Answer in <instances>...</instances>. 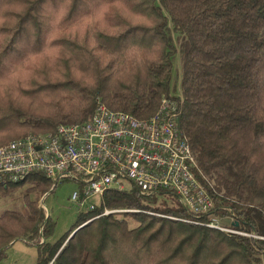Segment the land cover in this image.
Here are the masks:
<instances>
[{
  "label": "trees",
  "instance_id": "trees-1",
  "mask_svg": "<svg viewBox=\"0 0 264 264\" xmlns=\"http://www.w3.org/2000/svg\"><path fill=\"white\" fill-rule=\"evenodd\" d=\"M0 11V87L14 88L3 81L27 61L51 69L20 94L41 115L0 118V147L83 124L98 101L149 119L170 98L214 200L203 220L231 217L261 237L195 224L175 199L131 185L107 191L51 243L56 223L41 200L56 187L36 173L0 184V199L24 189L23 206L0 213V261L22 240L37 264H264V0H0Z\"/></svg>",
  "mask_w": 264,
  "mask_h": 264
},
{
  "label": "built area",
  "instance_id": "built-area-1",
  "mask_svg": "<svg viewBox=\"0 0 264 264\" xmlns=\"http://www.w3.org/2000/svg\"><path fill=\"white\" fill-rule=\"evenodd\" d=\"M177 118L176 103L170 98H164L149 119L109 110L98 101L95 114L83 124H62L53 133L29 134L1 146L0 184L19 183L36 173L47 176L53 188L74 182L78 189L71 202L89 204V210L107 191L133 185L145 196H174L195 224L261 238L233 226L231 217L203 220L214 200L197 175V161ZM133 211L137 210L105 209L102 216Z\"/></svg>",
  "mask_w": 264,
  "mask_h": 264
},
{
  "label": "rangeland",
  "instance_id": "rangeland-1",
  "mask_svg": "<svg viewBox=\"0 0 264 264\" xmlns=\"http://www.w3.org/2000/svg\"><path fill=\"white\" fill-rule=\"evenodd\" d=\"M38 60H35V64ZM34 66V62L27 61L17 71V75L11 78L10 81H3L9 85H14L19 76L28 77L30 71ZM175 81H177L178 75V89H179V77L181 75V62L178 56L175 64L174 71ZM4 79V78H3ZM7 88V87H6ZM78 189V184L74 182H63L59 183L54 192L44 196L41 200V205L45 208L47 216H51L52 220L55 221L54 232L52 237L49 239L51 243H56L62 237H64L70 230L74 228L77 218L80 213L87 212L89 210V204L78 206L71 202L70 198L74 191ZM24 189L16 193L13 197L6 199H0V213L5 209L22 207ZM162 201H170L175 199L174 196L164 195L161 196ZM97 202V200H95ZM25 209V207H23ZM0 264H37V248L30 246L25 241H16L11 245L5 253V257L0 261Z\"/></svg>",
  "mask_w": 264,
  "mask_h": 264
},
{
  "label": "clouds",
  "instance_id": "clouds-1",
  "mask_svg": "<svg viewBox=\"0 0 264 264\" xmlns=\"http://www.w3.org/2000/svg\"><path fill=\"white\" fill-rule=\"evenodd\" d=\"M71 3V0H69ZM5 24L4 13L0 11V27ZM2 51V49H0ZM57 71H62L59 67ZM51 71L47 66L40 68H33L30 71L28 77L19 76L16 81V85L12 89H5L0 87V118L4 116H11L13 112H24L28 116H39L41 113L33 108L31 100L28 103L20 102V94L22 90L31 89L36 86L37 82H43L44 76L42 73ZM264 151V149H262Z\"/></svg>",
  "mask_w": 264,
  "mask_h": 264
},
{
  "label": "water",
  "instance_id": "water-1",
  "mask_svg": "<svg viewBox=\"0 0 264 264\" xmlns=\"http://www.w3.org/2000/svg\"><path fill=\"white\" fill-rule=\"evenodd\" d=\"M81 227H79V228H77L70 236H69V238L67 239V241L66 242H68L69 241V239L76 233V231H78L79 229H80Z\"/></svg>",
  "mask_w": 264,
  "mask_h": 264
}]
</instances>
